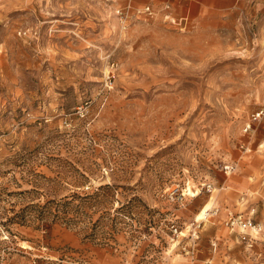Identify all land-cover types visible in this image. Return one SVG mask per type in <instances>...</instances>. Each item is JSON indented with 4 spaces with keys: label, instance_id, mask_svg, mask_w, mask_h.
<instances>
[{
    "label": "rangeland",
    "instance_id": "1",
    "mask_svg": "<svg viewBox=\"0 0 264 264\" xmlns=\"http://www.w3.org/2000/svg\"><path fill=\"white\" fill-rule=\"evenodd\" d=\"M167 1L0 0V264H264V0Z\"/></svg>",
    "mask_w": 264,
    "mask_h": 264
},
{
    "label": "crops",
    "instance_id": "2",
    "mask_svg": "<svg viewBox=\"0 0 264 264\" xmlns=\"http://www.w3.org/2000/svg\"><path fill=\"white\" fill-rule=\"evenodd\" d=\"M167 2L173 4L170 0ZM183 3L185 6H188V11L180 15L179 20H181V22L187 21L190 18L189 16L192 11L190 7L192 6L195 7L194 12L196 14L206 13L207 15L210 14L213 16L221 17L222 15L230 13V10L239 4L238 0H184ZM229 214L231 215H228L226 222L233 215V213ZM249 235L250 237H252V241L258 242L260 235L262 234L250 231Z\"/></svg>",
    "mask_w": 264,
    "mask_h": 264
},
{
    "label": "built area",
    "instance_id": "3",
    "mask_svg": "<svg viewBox=\"0 0 264 264\" xmlns=\"http://www.w3.org/2000/svg\"><path fill=\"white\" fill-rule=\"evenodd\" d=\"M169 7V5H165L163 10ZM138 12L147 13L149 15H154L156 13L155 9L151 5H147L143 9H139ZM228 225H230L232 229L240 228L241 232H243L242 238L247 241L248 245L251 247L253 246V239L250 237L249 232L253 231L255 233H259L263 230V227L260 224L255 223L251 218L244 219L235 215H232L229 218Z\"/></svg>",
    "mask_w": 264,
    "mask_h": 264
},
{
    "label": "trees",
    "instance_id": "4",
    "mask_svg": "<svg viewBox=\"0 0 264 264\" xmlns=\"http://www.w3.org/2000/svg\"><path fill=\"white\" fill-rule=\"evenodd\" d=\"M49 203V202H48ZM45 204L44 205V209L42 210V212L40 213L41 214V216H44L45 214H46V212L48 213V212H51V210H52V207H51V205L50 204ZM71 204V202H65V206H66V208L68 207V205H70ZM59 206V205H58ZM60 212H63L64 214H66V210H62V209H59V211H58V213L56 212L55 214H56V216H57V218H59L60 216H59V214H60Z\"/></svg>",
    "mask_w": 264,
    "mask_h": 264
},
{
    "label": "bare ground",
    "instance_id": "5",
    "mask_svg": "<svg viewBox=\"0 0 264 264\" xmlns=\"http://www.w3.org/2000/svg\"><path fill=\"white\" fill-rule=\"evenodd\" d=\"M210 212V206L207 203L202 210L197 214V219L208 218Z\"/></svg>",
    "mask_w": 264,
    "mask_h": 264
}]
</instances>
